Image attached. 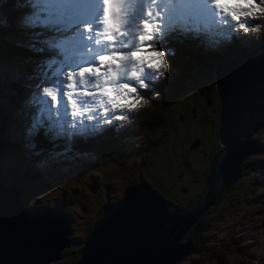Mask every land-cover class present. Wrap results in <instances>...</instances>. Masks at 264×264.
Instances as JSON below:
<instances>
[{"label": "rangeland", "instance_id": "374dc122", "mask_svg": "<svg viewBox=\"0 0 264 264\" xmlns=\"http://www.w3.org/2000/svg\"><path fill=\"white\" fill-rule=\"evenodd\" d=\"M260 8L262 9V7ZM0 12L6 18V20L0 19V28L2 30L17 25L9 14H5L6 12L2 7H0ZM1 13L0 17L2 16ZM258 13H260L259 10ZM262 20L263 22L259 24L260 27L258 29L255 28L256 30L253 32L256 35L254 36L255 38L264 37V18ZM237 42L239 40L228 46L219 48L215 54H224L229 47L237 45ZM245 43V47L242 50L244 54L252 53L257 49L248 47L246 46L247 42ZM40 44L41 40L35 37L33 43L27 44V46L33 49L37 48ZM199 52L204 56L208 55L203 51L199 50ZM229 58L233 57L225 56L220 58L214 69L206 71V74L211 72L213 85L217 72L216 69ZM26 71L28 70L14 58L0 59V87L2 84L5 85L8 79L16 81V77L18 76H22L24 77L22 79H25ZM202 78L201 74L195 76L194 79L188 82V92L173 98L167 106H164V113L161 112L162 116H160L161 119L165 118L164 124L152 131L151 135L144 132L136 133L134 140H128V143L124 140L128 139L127 136L118 139L120 140V148L123 150L122 155H124V160L122 161H116V159L114 162L91 164L85 171L78 169V164L81 162L87 160L95 162L96 157L94 158V156L98 157L99 153L91 150L84 153L87 156V160L85 158H78V164H73L75 169H69L68 164H72L70 162L53 169L51 168V163L47 161L50 166L40 165V167L46 168H38V170L43 173L48 169H53V174L47 175L45 179L25 180L26 176H20L17 172L23 169L25 174L28 172L26 168L30 164L27 156L17 148L11 158H8V154L4 158H0V175L2 177L9 175V179L6 180L7 183L18 184L19 187L26 190L28 187L27 192L32 191L34 187L44 188V190L38 192L39 194L37 193L38 195L48 192L47 198L34 199L33 195L28 199L27 205L31 210H38L48 206L47 204L55 206L59 202H63V208L69 212L72 219L73 233H76L78 236H82L93 225L100 209L108 203L109 188L110 202L114 203L124 193L125 187L128 184L134 183L143 176L153 184L154 188L161 192V196H164L166 193L163 189L160 190V188H166V185H169L171 180L175 182L177 175L175 176L174 173L177 174L182 169V162L187 163V178L181 180L178 186L180 185L181 188L185 186L192 188L189 180L190 174L187 172H191L201 179L206 173V167L201 166L199 156H201L202 152H208L209 150L212 152L217 148L214 137H212L215 133L214 129L218 118L217 93L215 85L208 88L209 91L204 89V85L202 86V84L199 87V82H201ZM200 88H203L201 90L204 92L203 94L199 92L195 97L191 98L192 100L187 99V102L183 101L182 98L185 95L192 92L195 93ZM11 95L13 94L6 91V89L4 91L0 89V111L7 107L4 97ZM208 97L212 98L210 104L208 100L206 101ZM17 102L18 98L16 97V108ZM142 104H145L144 101ZM10 109H6V111L7 113L9 111L8 114L14 119L13 123L15 121L18 122L17 109ZM149 109L150 107L146 112L152 110V108ZM142 110V107L139 108L135 115L136 118L141 119V123L146 113ZM198 111L204 114L201 116V121L203 124L206 123L208 127L206 126L199 131L201 143L196 151L181 153L185 151L186 147V151H188L189 141L196 134L194 123L197 119H195L193 113H197ZM156 116L157 113L150 117L154 118ZM212 127L214 128L213 131L211 130ZM2 128L4 127L0 123V133ZM6 128L5 134L2 131V140L7 138L9 141H15L10 143H17L20 136L19 126L10 124ZM256 135L259 141L264 144V128ZM96 139L97 137L83 139L79 142V145L87 146L89 141L94 142ZM153 139H157L154 145H152L154 143ZM98 142L96 144H99ZM134 142L138 148L142 149L140 152L137 151L135 153L133 151V145H130V143ZM62 153L67 154V152ZM180 153L185 155L184 158H181ZM49 155L53 156L50 153ZM43 158H47V155L44 154ZM136 158L139 160L137 163L135 162ZM141 158L149 160L150 164L148 167L142 169L139 165ZM254 159H258V161L253 163L254 169H249L234 184L230 191L224 193L217 200L218 203L207 212L205 219L209 221L208 223H211V230L209 232H202L196 229L187 235L197 246L196 251L182 258L177 264H216L217 258H223L226 264H264V151L249 157V161ZM85 164L81 163L82 167ZM168 164H171L169 169L174 173H171L167 177ZM92 171L97 172L99 175H92ZM34 172L37 173L35 169ZM34 172L31 171L30 174L34 175ZM156 176L161 177L160 182L156 181ZM18 177L23 178V180L19 181ZM155 184L158 185L155 186ZM12 188L15 189V187ZM16 189L18 193L21 192V189ZM195 191L191 189V195ZM169 208L171 210L175 209L172 203H169ZM54 211L60 210L51 208L47 211H41V213ZM75 245H80V243L72 244L71 247Z\"/></svg>", "mask_w": 264, "mask_h": 264}, {"label": "water", "instance_id": "95a60500", "mask_svg": "<svg viewBox=\"0 0 264 264\" xmlns=\"http://www.w3.org/2000/svg\"><path fill=\"white\" fill-rule=\"evenodd\" d=\"M216 71L217 148L203 201L171 210L156 188L140 180L128 184L112 203L109 188V201L81 242L74 264H176L196 251L183 237L245 174L248 158L264 151V144L254 139L264 128V42L252 53L227 59ZM198 147L196 139L190 150ZM72 229L66 213L33 212L16 188L0 181V264L56 263L73 244Z\"/></svg>", "mask_w": 264, "mask_h": 264}, {"label": "snow or ice", "instance_id": "6c2138e0", "mask_svg": "<svg viewBox=\"0 0 264 264\" xmlns=\"http://www.w3.org/2000/svg\"><path fill=\"white\" fill-rule=\"evenodd\" d=\"M260 4L264 0L259 4L257 0H33L36 11L26 22L54 26L63 33L62 39L48 43L61 50L64 59L48 64L52 75L45 81L51 86L33 97L38 112L30 134L46 120L49 131L69 140L102 131L100 123H112L104 119L108 105L131 111L144 99L138 90L164 76L169 68L165 57L172 52L161 47L170 33L179 29L199 34L226 25L218 34L228 36L235 27L233 21L248 31L253 25L241 17H251L253 7L264 12ZM243 8L249 11H236ZM85 52L90 54L86 59L79 55ZM132 93L139 96L136 103ZM99 107L103 113L97 111Z\"/></svg>", "mask_w": 264, "mask_h": 264}, {"label": "trees", "instance_id": "16d2710c", "mask_svg": "<svg viewBox=\"0 0 264 264\" xmlns=\"http://www.w3.org/2000/svg\"><path fill=\"white\" fill-rule=\"evenodd\" d=\"M3 10L6 11L5 14H8L9 7H5V8H3ZM0 19L6 20V18L3 16V14L0 17ZM23 39H28V35L25 33L19 32L15 27L7 28L4 30H2L0 28V59L14 58L22 66L28 67V64H26L23 59L29 57L30 53L34 52V50L29 49L26 46L21 45L19 42ZM172 45H175V48L171 47L172 54L167 55L165 57L166 62L169 65V68L165 73L164 79L159 80L155 85L152 86L151 89H148L147 91L144 92V96L146 98L147 105L143 108L142 111L146 112V110L149 107H150V109L152 108V110L149 112L147 111L145 113L144 118H142V123H141V119L136 118L134 116L135 118H133V120L129 121L128 125L119 134H115V133H113V131L106 132L104 135L97 138L96 141H94V142L90 141L87 146H81V145H79L80 141H76L68 150L70 155H76L75 156L76 158H79V159L85 158L87 160V156H85L84 153L90 152L91 150H93L96 153L98 152L99 154H98V157L94 156V158L96 157L95 162H91L90 160H87L85 162H81V163H86L83 167H82L81 163L78 164V162L75 161V159L73 157L68 158L67 160H65V163L67 161L72 163V164H68L70 170L75 169V167H73V164L74 165L78 164L77 168L81 169L82 171H85L87 168L90 167L91 164H99L102 162L103 163L114 162L116 159H117L116 161L124 160L123 159L124 155H122L123 150H122V148H120L121 147L120 140H118V139H121L122 137L124 138V136H127L128 139H124V140H126L128 143L129 142L128 140H134L136 133L144 132L148 135H151V133H153L152 131L160 128L164 124L165 118L164 119L160 118V116H162L161 112L164 113V106H167L173 98H176V97L180 96L181 94L188 92L189 91L188 82L190 80L194 79L195 76L201 74L203 76V78H202L201 82H199V87H201V84H202V86L204 85V89L208 90V88H210L211 86H214V85H213V80L211 77V72L206 74V71H209L210 69H214L216 64L219 62L218 60L220 58L225 57V56L226 57H229V56L235 57V56L239 55L242 51L241 50L242 46L240 47L238 45H232L231 47H229L225 51L224 54H215V55L212 54V55L204 56L202 53L199 52V50L202 51L201 47L196 46L194 44L186 43L183 45H179L177 43H173ZM17 53L20 54L21 58L16 57ZM192 85H193V83H192ZM0 89H2V91H4L6 89V91H9L13 94L11 96L4 97V99H5V102L7 104L6 109L11 108L12 110H15L16 109L15 100H16V97L19 98L18 96L20 95V92H21L19 87H17V85L14 84V81H11L10 79H8L5 82V85H3V84L1 85ZM202 89L200 88L195 93L194 92L188 93L187 95H185L182 98L183 101L187 102V99L192 100L191 98L195 97L199 92H201ZM157 93H158V95H157ZM1 94H2V92H1ZM210 98L211 97H208V99H210ZM17 106H18V102H17ZM6 109H2V111H0V123L4 127L1 129V133H0L1 139H2V133L3 132H4V134L6 133V130H7L6 126H9L10 124H15V125L19 126V120H18V122L15 121L13 123L14 119L7 113ZM155 113H157V116L154 118H151L150 116L154 115ZM193 115H194V113H193ZM206 126H207L206 123H204V124H202V126H200V128H202V127L205 128ZM215 127H216V125H215ZM195 128H196V134L189 141L188 151H186L187 150V147H186L185 151H183L181 153H184V152L188 153V152L195 151L196 149L190 150V145L196 139H198V140L200 139L199 140V146H200L201 138H200L199 131H201L203 128L200 129L196 125H195ZM213 129L214 128L212 127L211 130L213 131ZM214 131H215V129H214ZM19 132H20V129H19ZM212 137H214V135H212ZM153 140H154V143L152 145H154L156 143L157 139H153ZM4 141H5V146L0 151V158H4L5 156H7V154H8V158H11L15 152V149H17V148L19 151H21L23 154H25L27 156V160L29 161V164H30L26 168V170L28 172H26L24 174L23 169L17 172V174L20 176L21 175H23L24 177L26 176L25 180L45 179L47 177V175L53 174V169H54L53 167L54 166L60 167V166H63L65 164L60 159H50L53 156L55 158L57 156L58 152H53V151H50L49 149H45L41 145L39 140H34V139H31L30 137H27V136H21V137L19 136L18 141L15 144L10 143V142H15V141H9L7 138H5ZM6 141H8L9 143ZM96 142H98L99 144H96ZM92 144H94V145H92ZM130 145H133L132 147H133V151L135 153L137 151L140 152L142 150L141 148L137 147L135 142L130 143ZM49 153L52 154L53 156L49 155ZM44 154L47 155V158H45V159L43 158ZM47 161H49L51 163V168H53V169H48V170L44 171L43 173H41L38 170V168H46L47 166H50L47 163ZM255 161H258V159H254V160L248 162V164H249V166L247 167L248 170L251 168L254 169L253 163ZM135 162L136 163L139 162L138 158L135 159ZM149 164H150V162L147 158H141V161L139 163V165L142 167V169L148 167ZM40 165H45L46 167H40ZM170 165L171 164H168V167H167V171H166L167 177L171 173H174L173 171H171L169 169ZM33 167H35V168H33ZM181 167H182V169L179 172H177V174L174 173L175 176L176 175L178 176L179 173L182 171L185 172V174H186V170L188 169V167H185L184 165H181ZM34 169L37 170L36 171L37 173L34 172ZM31 171L34 172V175L30 174ZM91 173H92V175H95V176L99 175L97 172H94V171H92ZM156 177H157L156 181L160 182L161 177L160 176H156ZM26 178H28V179H26ZM7 179H9V175H7L6 177H2L0 175V181L4 182L8 187H11V188L15 187V188L21 189L20 194L23 195L22 197L24 198L26 203L28 202V199L31 198L33 195H34L33 196L34 199L47 198L48 192H46L42 195H38L39 194L38 192L44 190V188L34 187V189L32 191L27 192L28 187H27V190L22 189L21 187H19L18 184L7 183V181H6ZM18 179H19V181L23 180V178H20V177H18ZM140 180L148 181L147 178H145L143 176H141L139 178V180H136V181H140ZM148 182L151 184L150 181H148ZM129 185H127L125 188H127ZM151 185L153 186V184H151ZM157 185L158 184H155V186H157ZM162 189L165 191V193H167V191H172L173 193L178 192V190L176 189V181L174 182L172 180L169 183V185H166V188L165 187L160 188V190H162ZM157 191L159 193H161L158 189H157ZM179 194H181L180 191H179ZM170 203H172V202L170 201ZM189 204H190V202H189ZM47 205L48 206H45L47 208L43 207V208H40L38 210L35 209L36 211L35 210H32V211L41 213V211H47L51 208H54V209H59L60 212L66 213L71 218L69 212L63 208V202H59L55 206L54 205L52 206L49 204H47ZM173 206L175 207V209H173V210L184 208V207H181L178 205L177 206L173 205ZM190 206H187V207L185 206V208H189ZM102 208L100 209L98 216L94 220L93 225L90 226L84 232V234L82 236H78L76 233H73V229H72V234H71L70 240L72 241L73 244H79L80 243V245H75L74 247H70L69 249H67L65 251L64 254H62V256H63L62 260H60L56 263H50V264H74L75 263V261L78 258L77 251L81 248V242L89 234L92 227L94 226V224L98 220V218L101 214ZM205 216L202 219H200V221L194 225V228H192L190 234L192 233L193 230H196V229H198L199 231H202V232H207V231L209 232L211 230V223H208L209 221H207L205 219ZM216 264H226V262L223 258H217Z\"/></svg>", "mask_w": 264, "mask_h": 264}, {"label": "flooded vegetation", "instance_id": "af4514ba", "mask_svg": "<svg viewBox=\"0 0 264 264\" xmlns=\"http://www.w3.org/2000/svg\"><path fill=\"white\" fill-rule=\"evenodd\" d=\"M201 93L203 94L204 92L201 91ZM207 100H208V103H210L211 99L207 98L206 101ZM217 100H218V98H217ZM217 114H218V111H217ZM202 115H204V114L199 112V111L197 113L194 112V117H195V119H197L194 124L196 126H198V128H200V126L203 124L201 121ZM202 128H200V129H202ZM214 142L216 143L215 139H214ZM213 153H214V151L210 152V150H209L208 152L207 151L202 152L201 156H199L201 166H204V168L206 167V173L202 176L201 179H199L195 174H193L191 172H187L190 174L189 180H190V183L192 184V188H188L187 186H185L184 188H181L180 185L178 186V184L181 180H183L184 178H187V174H185V172L182 171L179 173V175L175 178L176 189L178 190V192L173 193L172 191H167L166 195L163 196L164 199L168 203H170V201H171L172 204L175 206L178 205V206L184 207L182 209H189V208L197 206L202 201L204 194L206 192V187L204 185V181H205V178H206L207 173H208L210 160L212 159ZM180 156H181V158H184L185 155L181 154ZM181 165H184L185 167H187L186 162H182ZM246 171H248V168ZM191 189L196 190L192 195H191L192 192H190ZM181 190H183L184 193H182ZM179 191L181 194H179ZM178 195H179V197H178ZM189 202H190V204H189ZM185 206L186 207L190 206V207L185 208Z\"/></svg>", "mask_w": 264, "mask_h": 264}, {"label": "bare ground", "instance_id": "6f19581e", "mask_svg": "<svg viewBox=\"0 0 264 264\" xmlns=\"http://www.w3.org/2000/svg\"><path fill=\"white\" fill-rule=\"evenodd\" d=\"M239 55H240V54H239ZM8 113H9V111H8ZM262 129H263V128H262ZM256 138H257V136L254 135V139H256ZM1 140H2V139H1ZM4 146H5V141L2 140V142H0V151H1V149H2ZM248 162H250V161H249V158H248V160H247V163H248ZM248 165H249V164H248ZM208 173H209V172H208ZM245 173H247V171H245ZM207 178H208V174H207ZM205 179H206V178H205ZM204 182H205V181H204ZM204 185H205V183H204ZM233 186H234V185H233ZM233 186H232V187H233ZM205 187H206V185H205ZM232 187H230L226 192L230 191V189H231ZM206 192H207V188H206ZM226 192H225V193H226ZM203 198H204V197H203ZM202 201H203V199H202ZM202 201H201V202H202ZM201 202H200V203H201ZM217 202H218V201H216V202H215V203H214L209 209H211L212 207H214V206L216 205ZM200 203H199V204H200ZM199 204H198V205H199ZM198 205H197V206H198ZM209 209H208V210H207V211H206V212H205V213H204V214L198 219L197 222H199L200 219H202V218L207 214V212L209 211ZM197 222H196V223H197ZM196 223H195V224H196ZM195 224H194V225H195ZM194 225L188 230V232L186 233L185 237H183L184 241H186L187 239H191V238H189L187 235L190 234V232H191L192 228L194 227ZM186 242H187V241H186ZM189 242H190V241H189ZM191 242L193 243L192 239H191ZM176 264H177V263H176Z\"/></svg>", "mask_w": 264, "mask_h": 264}]
</instances>
